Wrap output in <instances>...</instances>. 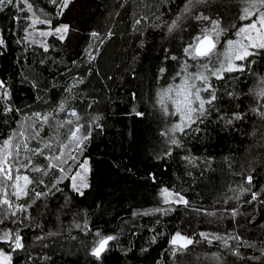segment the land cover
<instances>
[{
	"label": "trees",
	"instance_id": "1",
	"mask_svg": "<svg viewBox=\"0 0 264 264\" xmlns=\"http://www.w3.org/2000/svg\"><path fill=\"white\" fill-rule=\"evenodd\" d=\"M146 2L149 0H74L63 17L55 19L56 9L47 0H36L53 15V26L63 23L73 29L64 44L54 36L48 37V43L54 46L48 53L35 46L17 44L24 35V22L16 25L13 8L0 12V31L7 44L6 49L0 48V79L7 82L12 92L13 107L27 114L45 113L66 99V108H74L85 127L96 116L101 117L98 122L103 125L102 130L93 127L92 138L81 157V160L89 159L91 169L90 186L84 190L85 194L72 192L69 180H65L59 185L63 191L53 189L52 195L41 197L33 206L34 224L23 229L34 257L33 264H97L86 250L93 236L75 226L83 225L85 219L92 232L100 230L119 236L118 244L104 254L99 264H210L206 257L213 252L223 256L225 264H261V261H238L218 242L211 246L206 242L194 244L186 253L171 255L168 240L177 230L194 235L197 240L202 231L220 235L235 232L257 246L256 249L241 247L242 253L260 255L259 249L264 248V204L260 202L264 194L252 204L245 203L250 194L228 204L223 200L235 195L229 188H237L249 168L254 175L253 190L264 188V138L256 130L253 123L256 118L251 114L246 123L238 124L233 130L223 129L213 116L199 125L202 129L199 133L192 131L183 136L177 133L182 136L184 147H173L171 156L164 155L169 145L160 133L178 117H165L158 106L154 107V91H159L164 84L156 83L158 68L166 64L165 49L167 54L177 55L199 29L195 21H190V35L181 41L178 36H169L166 28L154 29L152 25L159 22L157 16L170 23L185 0H175L168 5L150 0V7H145ZM224 6L233 7V11L228 9L219 14L217 10ZM198 12L219 15L225 24L239 23L233 19L239 12L238 0H210L200 6ZM145 16L147 20L137 26L139 31L134 30V20ZM109 30L113 32L112 37L106 39L96 60L89 64L85 50L92 40L91 32L106 37ZM255 59L250 72L242 76L226 74L225 80L213 83L222 92L235 86L241 93H247L257 78L253 73L264 75V56ZM231 76H240V79L233 80ZM82 77L84 83L73 87ZM67 88L72 91H66ZM240 100L245 109L254 104L251 96L242 95ZM221 107L230 108L226 96ZM134 108L145 112V116L137 117ZM66 115V112L59 113L52 122L53 127L56 120H63ZM20 118L14 112L7 117L8 124H3L5 118L0 115V137L7 134V129L15 127ZM253 131L257 134L252 135ZM41 134H53L52 129L46 127ZM188 155L196 158L195 166L182 159ZM36 163L45 165L47 161L38 157ZM242 169L244 175L240 174ZM29 175L37 181L41 177L40 173L30 172ZM43 179L44 184L34 185L35 191L50 189L56 172ZM162 187L182 191L191 207L179 206L168 216L134 217V211L160 206L158 193ZM66 197L71 198L68 204ZM234 207L240 212L235 219L228 214ZM205 210L217 215L208 216ZM37 224L39 227L35 226ZM150 227L162 234L155 244L150 242L153 235ZM49 232L57 235L49 236ZM38 236L46 238L36 240ZM0 247L7 250L5 245ZM144 248L148 251H142ZM25 255L18 253L14 264H25Z\"/></svg>",
	"mask_w": 264,
	"mask_h": 264
},
{
	"label": "snow or ice",
	"instance_id": "2",
	"mask_svg": "<svg viewBox=\"0 0 264 264\" xmlns=\"http://www.w3.org/2000/svg\"><path fill=\"white\" fill-rule=\"evenodd\" d=\"M74 0H47L53 6L55 19L63 17L65 11ZM165 5L175 3V0H160ZM210 0H185L182 7H179L175 18L171 22L161 21L157 16V23L153 24L154 29H167V34L171 36L174 32L184 31L186 21H195L199 31L190 41L182 45V56L167 54L165 49V60L176 61L179 70L172 76L173 80L179 78V83L169 84L166 88H161L156 94L154 107L158 106L165 117H178L175 122H171L170 127L160 134L166 137L169 145L165 156L172 155V148L184 147L182 136L195 131L199 133L202 129L199 125L215 116L216 123L223 129L233 130L238 124H244L249 119V114L256 120L253 122L261 137L264 138V75H257L253 85L249 87L247 93H241L233 86L231 90L221 91L213 83L226 79V74L239 73L241 76L250 72L252 65L256 63V57L264 56V0H238L239 12L233 18L239 23H222L221 16L198 12L202 5H206ZM23 5V6H21ZM123 5H121L122 7ZM145 7H150L149 2ZM5 8H13L15 15L13 20L16 25L23 24V33L17 44L35 46L41 48L44 53H48L54 46L48 43L50 36L64 44L69 38L73 29L69 24H57L53 26V15L45 8L39 6L36 0H0V12ZM27 13V15H22ZM147 17H140L134 20L133 28L139 31L137 26ZM40 25L46 26L41 29ZM15 35V33H13ZM92 43L86 49L88 63L91 64L100 54V48L106 39L113 35L109 30L107 36L100 33L91 32ZM234 35L235 39L228 38ZM7 44L2 31H0V48L6 49ZM41 60V63H44ZM76 63V61H73ZM167 69L158 68V79L163 78ZM85 78H79L76 84L84 83ZM231 79L238 80L240 76H231ZM35 88L36 85H33ZM66 91L71 92V88ZM251 96L254 104H249L247 109L242 107L241 96ZM230 102L229 109H222L221 102L224 97ZM133 100L136 94H132ZM12 92L7 82L0 79V105L5 118L2 123L8 124L9 114L16 113L20 119L15 122V127L7 129V134L0 137V264H14V258L18 253H25V264H33L34 257L29 251L23 229L30 224H34L31 210L41 197H48L53 194V189L57 192L63 191L59 187L65 180H70L71 191L83 196L84 190L89 188L88 174L89 159L81 157L86 145L92 138L93 127L103 129V125L98 121L101 117H93L91 122L85 127L80 123L81 117L74 109L66 108L67 101L62 100L51 112L23 113L21 109L14 108L12 103ZM233 101H239L232 104ZM170 105V107H169ZM92 105L90 104L89 107ZM137 117H144L145 112L133 109ZM66 112V118L56 120L55 127L53 121L59 113ZM195 126V127H194ZM52 129V135L44 137L41 133L45 128ZM253 131L252 135H256ZM177 133L182 134L178 136ZM43 157L47 163L40 165L36 163V158ZM189 165L195 166L196 158L188 155L182 157ZM59 172L55 183L47 191H35L34 185L44 184L43 177L49 176L53 172ZM40 173L41 177L36 178L29 173ZM244 175V170H241ZM153 182L155 176L152 175ZM253 170L249 168L245 179L237 188H229L235 193L226 196L224 204L229 201H240L243 196L250 194V199L245 203L252 204L260 199L264 194V188L253 190ZM34 194V195H33ZM160 206L144 210L143 212H133V216H168L177 210L179 206L190 208V201L183 195L182 191L162 187L158 193ZM70 197H66L65 203H70ZM264 204V200L260 201ZM44 207H47L45 204ZM200 212V209H196ZM226 212L228 210H225ZM204 214L216 216V212L205 210ZM233 219L240 215L239 208L234 207L228 212ZM254 219V218H253ZM251 222V221H250ZM159 224L160 220L157 219ZM39 227V225H35ZM77 228H81L85 234L91 233L93 240L86 246L87 254L93 258L97 264L102 261L104 254L110 250L114 244H118L119 236L115 234H104L100 230L92 232L89 229L88 221L85 219L83 225L77 223ZM153 233L150 242L155 244L161 233H156L155 228H149ZM135 234V233H133ZM47 235L54 236L57 233L49 232ZM199 239L194 235H188L177 230L171 234L168 245L173 257L186 253L190 246L206 242L209 246L218 242L220 247L227 250L229 255L238 261H261L264 264V248L259 249V256H246L240 251L241 247L246 249H256V244L245 240L241 235L231 232L225 235L217 233L199 232ZM46 237H36V240H43ZM234 241L235 243H230ZM46 246V245H45ZM131 249H129L130 251ZM142 251H148L147 248ZM210 264H225L224 257L213 252L206 257Z\"/></svg>",
	"mask_w": 264,
	"mask_h": 264
},
{
	"label": "rangeland",
	"instance_id": "3",
	"mask_svg": "<svg viewBox=\"0 0 264 264\" xmlns=\"http://www.w3.org/2000/svg\"><path fill=\"white\" fill-rule=\"evenodd\" d=\"M214 8H215V6H214ZM228 9H229L230 12L233 11V7H232V9H230V7L224 6V7H221L220 10H217V12L220 14V13H223L224 11H226V10L228 11ZM190 27H191V22L190 21H186L185 22V30L184 31L174 32L173 35L174 36H178L179 41H181L182 39H188V37L190 35ZM40 28L43 29L42 27H40ZM228 38L235 39L234 35H229ZM91 43H92V40L90 41V44ZM89 45H88V48H89ZM175 46H176V43H175ZM176 54L182 56V49L178 50V53H176ZM163 67H165L167 69V71L164 74L163 78L157 79L156 83H164L162 88H166L169 84L179 83V78H177L176 80L172 79V76L175 74V72L179 70V66H178L177 62L176 61H172V60H167L166 64L163 65ZM154 92H155V94H157L158 90L156 89ZM41 135L44 136V137H47V136H50L52 134H47V135L41 134ZM59 175H60V173L57 171L56 172V178ZM69 185H71L70 180H69Z\"/></svg>",
	"mask_w": 264,
	"mask_h": 264
}]
</instances>
